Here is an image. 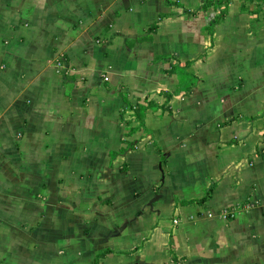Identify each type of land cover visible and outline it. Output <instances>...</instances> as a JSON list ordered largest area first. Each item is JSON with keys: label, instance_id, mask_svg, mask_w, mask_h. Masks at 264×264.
<instances>
[{"label": "crops", "instance_id": "crops-1", "mask_svg": "<svg viewBox=\"0 0 264 264\" xmlns=\"http://www.w3.org/2000/svg\"><path fill=\"white\" fill-rule=\"evenodd\" d=\"M205 1L0 0V264H264V0Z\"/></svg>", "mask_w": 264, "mask_h": 264}, {"label": "trees", "instance_id": "trees-1", "mask_svg": "<svg viewBox=\"0 0 264 264\" xmlns=\"http://www.w3.org/2000/svg\"><path fill=\"white\" fill-rule=\"evenodd\" d=\"M225 3H226V0H217V1L216 0H206L204 2L203 8L207 10L209 6L212 4H215V6L220 7L224 5ZM222 15H224V11L220 12L217 19L211 23V26H216L221 20ZM157 27H158L157 21L152 23L149 26V32L146 35L140 37L138 40L144 41V40L151 39L152 34L157 30ZM161 58H158V60H160ZM192 63L193 62L191 60H188L183 64L182 61L178 60L177 64L175 65L170 64V66L165 69V71L168 73L176 74L178 78V88L174 90L173 92L163 93L167 97V100H170L171 98H173V96H178L181 94L190 95L197 88L199 82L201 81V78L198 75L191 73L188 70ZM119 94L123 97L126 103V107L121 111V115H122V122L127 125V132H126L127 137H131L135 133L140 132V131L143 132L142 137H144V135H146L149 132V130L146 127V122H145L149 109L158 108V107L169 108V106L167 105L160 106L153 100H149L147 101V103L139 102L137 104H134L131 102L129 95L126 91L119 90ZM127 111L132 112V117L130 120L125 118V113ZM132 124H135V125H132ZM124 142L126 146L123 147L119 152H111V157L114 158L120 154L124 155L127 151L134 149L136 145L138 144L137 139L136 140H128V139L126 140L125 139ZM127 168H128L127 164L123 165L122 167L124 171L127 170ZM209 198H210V190L207 191V194L203 198L196 199L195 201L204 203ZM188 202H192V201H188ZM110 253H113V251L106 250L98 254L93 264H98L101 258H103L104 256Z\"/></svg>", "mask_w": 264, "mask_h": 264}, {"label": "built area", "instance_id": "built-area-1", "mask_svg": "<svg viewBox=\"0 0 264 264\" xmlns=\"http://www.w3.org/2000/svg\"><path fill=\"white\" fill-rule=\"evenodd\" d=\"M220 10L219 9H215L214 10V8L212 7V10H210L209 12H208V14H209V18H208V20L210 21V22H212V21H215L216 19H217V17H218V15L220 14ZM177 221H175V223H176Z\"/></svg>", "mask_w": 264, "mask_h": 264}, {"label": "rangeland", "instance_id": "rangeland-1", "mask_svg": "<svg viewBox=\"0 0 264 264\" xmlns=\"http://www.w3.org/2000/svg\"><path fill=\"white\" fill-rule=\"evenodd\" d=\"M235 212L236 211L231 212L230 209H227V210L223 211L222 216H223V218L230 220V219H233Z\"/></svg>", "mask_w": 264, "mask_h": 264}]
</instances>
